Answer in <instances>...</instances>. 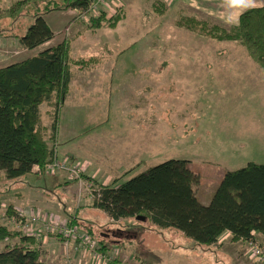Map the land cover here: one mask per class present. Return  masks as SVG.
<instances>
[{
	"label": "crops",
	"instance_id": "0c3cea01",
	"mask_svg": "<svg viewBox=\"0 0 264 264\" xmlns=\"http://www.w3.org/2000/svg\"><path fill=\"white\" fill-rule=\"evenodd\" d=\"M39 1L41 0H0V13L4 16L3 19L9 18L8 22H6L8 18L5 20L4 26L0 22V30H7L6 32L9 33L0 38L2 50L5 53L14 50L15 56L20 55V58L0 67L24 61L37 55L44 49L66 41L69 45V51L70 44L72 43L73 48L80 52V59L88 63L87 67L79 71V74H82L81 79H84V75L87 77L85 83L89 77L98 73L101 78H112L110 85H97L96 90L98 95H100V90H103V92L105 90V95L107 93L110 96L112 95L111 86L113 89L114 83H117V79L115 78L116 73L128 75V71L120 70V68H138L137 72L144 74V79L142 80L143 86L137 85L133 87L142 89V100L136 102V100L131 99L126 103L118 102L119 100L117 99L114 100V104L117 105L114 108V113L121 117H115L111 131L107 129L103 134L101 153L100 145L97 150L96 141H89L87 144L82 142L75 144L73 141L76 138L73 139L72 136H65L59 129L57 130L55 158L58 160H69L71 165H76L80 168L84 177H90L95 182H99L100 185L106 186L113 179L121 177L125 172L134 168L130 174L123 178V180H127L128 177L132 176L136 168H138V171L143 169L144 166L141 164L151 166L152 164H160L168 160H183L190 163L191 169L197 166V164L220 166V162L216 158L217 154L209 155L201 152V131L238 132V139H233L231 135L229 137L224 136L223 157L226 164H231L244 158L245 148H243L241 141L248 136L246 133L250 132L255 138L262 136L264 124L260 121L261 119H252L251 123H249L247 117L249 115L257 116L258 114L264 116V106L259 109H225L224 111L226 112L234 111L229 117L238 116L235 120L230 118L229 123L226 120L223 123L224 120L222 118L216 119L217 110L210 108L211 101L219 90H224L227 94H231V97L238 99L264 98L263 70L249 57L242 44L238 42L217 43L219 45L227 44L225 46L229 51L242 55L240 58L229 57L217 60L215 58L184 59L179 57H164L153 59L151 57H143L145 54L147 56L152 55L153 49L148 46L144 48L145 44L157 42V39L152 42L155 33L149 32L160 30V34L163 35L173 34L175 30H181V28L173 25V21L183 16H196L198 14L205 18H212L226 27H236L239 23L229 22V16L234 10L227 6L226 0H172L165 4L167 9L162 15L153 12L152 2L154 0H119L122 5L121 17L111 31L86 30L80 21H72L75 14H73L71 8L64 11L52 10L57 8V6H62L69 2L58 4L57 0H47L49 5L42 10L37 6ZM256 4L257 6L252 9L264 7V0H256ZM27 7L34 10L23 11ZM142 8L145 9L141 10ZM11 9L13 13L10 12ZM29 11H31L32 23L27 22V26L24 27L22 24H19L18 18L24 17L25 13L29 15ZM36 16L43 18L53 33V38L33 50H27L21 47L19 39L24 35L28 27L34 23ZM11 19L13 21H10ZM233 19H235L234 16ZM116 30H124V33L119 32V36H124L125 40L128 39L124 44L125 50H130L132 47L134 50L132 53L125 52L124 54L129 53L127 56L123 54L119 57L140 59L118 60L110 58V50L117 48L116 44L119 43ZM163 30H168V32ZM145 31L147 32L145 33ZM158 41L161 47L164 46V41H166L165 51L167 52V42H170L169 38L165 37L162 39L160 37ZM170 44L172 43L170 42ZM101 53L103 55L100 57L99 54ZM153 67H159V70H152ZM105 83L104 81V85ZM243 83L245 84L239 86V84ZM106 87L108 89H105ZM84 88L87 89V84L83 86ZM115 89L118 90L119 86ZM123 89L125 88L123 87ZM128 94L134 96V93ZM120 95H123V92L118 94V96ZM202 100L206 106L202 105ZM209 114H212L214 118L206 117ZM253 120H255L254 123L252 122ZM44 126L46 125L44 124ZM210 135L214 136L213 134ZM109 136H111L110 140L107 138ZM220 167L222 168L221 176L227 171H232V168L229 166ZM194 172L197 173L195 170ZM31 173H35L34 168ZM31 173L28 175H32ZM197 174L199 177L201 176L199 173ZM47 178L50 180L55 179L54 183L52 180L51 182L55 187L61 188L62 192L67 190V185H62L63 181L66 182L65 180L67 179L65 173ZM41 192L40 189L34 192L37 195L32 199V206H48ZM73 192L77 193L76 190ZM62 196H64L63 193L60 195V198H56L55 202L57 204L60 203L65 209L68 204L63 201ZM212 197L209 195L204 203L198 201L197 197L196 199L201 205L207 206ZM76 199L77 203L81 201L79 196ZM57 204L55 207H57ZM90 205L91 202L87 207H84L88 209H80L78 212L70 214L64 220L57 213L55 215L59 216L62 221H67L70 224H74L76 221L79 223L78 226L80 224L91 226L83 219V211L93 209ZM13 208L15 212L18 210L16 205ZM29 209L30 211L23 215H29L33 211L48 213V211H41V209H33L32 207ZM107 219L109 222L114 223L108 217ZM159 230L170 231L172 229ZM172 231L179 233L175 230ZM58 237L59 243H54L52 240H55V237L51 236L47 239L44 237L43 240H35L34 247L39 251L40 261L45 264H60L59 258L53 252L54 246L51 242L55 246L57 245L56 247L59 246V252L56 248L58 256H67L69 249L66 255L61 253V240ZM229 238L230 234L225 233L218 239L216 244L205 247L212 249V247L218 246V248H215L214 254L222 258H227L225 254L229 252H232V257H236L233 252H235L237 247L242 246L243 248L244 245L246 246V242H230ZM253 239L260 244H264V237L259 233H253ZM219 251H222L223 255Z\"/></svg>",
	"mask_w": 264,
	"mask_h": 264
},
{
	"label": "trees",
	"instance_id": "16d2710c",
	"mask_svg": "<svg viewBox=\"0 0 264 264\" xmlns=\"http://www.w3.org/2000/svg\"><path fill=\"white\" fill-rule=\"evenodd\" d=\"M89 2L74 0L52 10L80 11ZM152 10L162 15L166 6L154 0ZM118 20L114 18V23ZM175 26L218 42L242 44L264 73V7L243 12L236 27L194 16L178 18ZM52 38L43 18L36 16L19 44L33 50ZM72 64L83 69L88 63L71 61L69 45L62 41L24 61L0 67V172L6 179L26 176L35 166L43 169L55 159L58 113L68 93ZM41 105L48 109V127L41 119ZM133 169L106 186L99 184L90 207L113 222L134 218L157 229L175 230L198 246L214 245L225 233L230 234V242L252 241L253 233L264 237V164L248 163L225 172L207 206L196 199L200 177L188 161L168 160L123 180ZM6 212L9 217L18 216L12 206ZM8 239L17 241L0 251V264H45L33 238L0 225V243ZM97 245L102 254L111 249L104 240Z\"/></svg>",
	"mask_w": 264,
	"mask_h": 264
},
{
	"label": "rangeland",
	"instance_id": "374dc122",
	"mask_svg": "<svg viewBox=\"0 0 264 264\" xmlns=\"http://www.w3.org/2000/svg\"><path fill=\"white\" fill-rule=\"evenodd\" d=\"M71 1L74 0H57V3L62 4L64 2L66 3ZM157 1L163 3L164 6L166 4L161 0ZM48 5L49 4L47 0H41L37 3V6L42 10L48 7ZM143 9L145 8H142L141 10ZM28 10L34 9H29L27 7L23 11L26 12ZM71 11L73 12V14H75V17L72 19V21H80L86 28V30L89 31L93 29L111 31L112 28H114V26L118 23H114V18L119 17L120 19L122 13L120 10H117L116 16L114 17H109L107 12H105L106 14L101 13L97 19L91 18L89 20V23H86L81 19L76 18V10L71 9ZM10 12L13 13L12 9ZM30 14L31 11H29V15L25 13L24 17L18 18V21H20L19 24H22L24 27L27 26V22L31 24L32 18ZM3 17L4 16L0 13V22H2V25L4 26L5 20L8 17H6L5 19H3ZM194 17H196L197 20H202L205 18L204 16L198 14H196V16ZM101 18L102 20H99ZM142 18L144 19V17ZM8 20L9 18L6 20V22H8ZM93 20H99L101 22L98 23V21L97 23H93ZM176 20L173 21V25H175ZM10 21L13 20L11 19ZM6 31L7 30H0V38H2L3 35L9 34ZM16 31L18 32V30ZM116 31V34H118L119 43L116 44L117 48L110 50V58L118 60L140 59L133 57H119L125 52L132 53L134 50L133 47L130 50H125L124 44L126 43V41H128V39L125 40L124 36H119V32L124 33V30ZM163 31L168 32V30ZM146 32L147 31H145V33ZM149 33H155L152 42L155 39H157V42L145 44L144 48L148 46L149 48L152 47L153 49L152 55L147 56V54H145L143 57H151L153 59H160L164 57H179L184 59L215 58L217 60L229 57H242V55L233 53V51H229L225 46L227 44L219 45L217 44L219 43L218 41L211 40L207 37L196 34L195 32L185 30V28H181V30H175V33L169 35L160 34V30H154ZM160 37L162 39L168 37L170 42L172 43L170 44V42H167V52L165 51L166 41H164V46L161 47L159 45L158 40H160ZM135 41H137V39H135ZM1 45L2 44L0 39V66H4L11 63L12 61H15L17 58H20V55L15 56L16 54H14V50L10 51L9 53H5V51L2 50L3 48ZM161 48H163L164 50ZM129 53L124 54V56H127ZM99 55L101 57L103 54L101 53ZM80 58V52L77 49L73 48V44L71 43L69 59L74 62L76 60H80ZM120 70L128 71V75L116 73L115 78L117 79V83H114L113 89L111 86L112 95L110 96V94L108 93L107 95H105V90L104 92L103 90H100V95H98L96 90L97 85H110L112 83V78H101L99 77L100 74L98 73L92 77H89L88 81L85 83L87 77L84 75V79H81L82 74H79L80 69L76 66H73L72 64L69 89L58 113L57 129H59L65 136H72L73 139L76 138L73 143L76 144L82 142L84 144H87L89 141L94 140L97 144V150L99 149L100 145L101 153L103 134L107 129L111 131L115 117H121L120 115L114 113V108L117 107V105L114 104V100L117 99L119 100L118 102L126 103L131 99L136 100V102L143 99L142 89L133 87L137 85L143 86L144 83L142 82V80L144 79V74L138 73V68L129 67L120 68ZM152 70H159V67H153ZM104 81L106 82L105 85ZM85 84H87V89H83V86H85ZM244 84L245 83L239 84V86H242ZM117 86H119L118 90L115 89ZM123 87L125 89H123ZM105 89H108V87H106ZM122 92L123 95L118 96V94ZM128 93H134V96H131ZM201 103L203 106H206L203 100L201 101ZM263 106L264 98L238 99L231 97V94H227L224 90H219L218 92H216L214 99L211 101L210 108L217 110V114L215 116L216 119L219 120L222 118L224 120L223 123H225V120L227 123H229L230 118L235 120L238 116L229 117L230 114L234 111L226 112L224 111L225 109H259ZM47 110L48 109L45 105H42V107H40L42 122L46 126H49L50 120L47 115ZM103 110L105 113L103 112ZM206 117H209L211 119L214 118L212 114H209ZM247 118L249 123H251L252 119L260 118V121H262V123L264 124V116L262 115H249ZM252 122L254 123L255 120H253ZM118 126H120V124H118ZM208 133L213 134L214 136L210 134L208 135ZM246 134L248 136L245 137L243 141H241L243 144V148H245L244 158L238 162L226 164L223 157L224 136L229 137L231 135L233 139H238V132L233 133L224 131H201V152L209 155L217 154L218 156L216 158L220 162L219 165L226 167L229 166L230 168H232V171L243 168L250 162L255 164H264V132L261 137L257 138H255L254 135L250 132ZM110 137L111 136L107 138L110 140ZM141 165L144 166L143 169L138 171V168H136L135 172L130 177H133L138 173L143 172L147 168L156 166L158 164H152L151 166H146L145 164ZM220 166H215L213 164H197V166L193 167L192 170H195L201 175L199 185L196 190V197L198 201L204 203V201L208 199L209 195H211V197L213 196L215 189L222 177V168ZM54 176H57V174H54L52 177ZM47 177L51 178V176H44L43 174L39 175V173H35L32 175L23 176L15 180H8L5 178L3 173L0 172V225L7 227L9 230H13V232H17V230L21 231V234L23 235L24 228L23 225L19 223V221L7 223L6 221L2 220V215L7 211V207L9 205L12 207L16 205V207L18 208L16 213L18 214L28 213L30 211L29 208L32 207L33 209L48 211V213L54 212V215L55 213H57L61 217V219L64 220L68 218L70 214L78 212L80 209H88L84 207H87L92 200V190H98L97 186L99 185V182H95L90 177H82L81 175L79 179H76L78 183L73 179H69L67 177V179L65 180L66 182L63 181L62 183V185H67V190L65 192H62L61 188L54 186L53 183L55 179H51L53 182L52 183L51 180ZM130 177H128V179ZM37 189H40L42 191L41 193H43V197H45L44 199L48 206L40 207L31 205L32 199H34V197L37 195L36 193H34ZM75 190L77 191L76 194L75 192H73ZM62 193L64 195L62 196L63 201L68 204L65 209L60 203L57 204V202H55L56 198H60V195ZM78 196L81 198V201L79 203L76 202V198ZM56 204L57 207H55ZM6 214H8V212H6ZM83 214L84 221L88 222L91 226H87L88 224H80L79 226L77 225L79 227V230L83 233H88L92 240H94L97 244L100 240H104L111 246V249L105 253V261L100 262L101 264H258V261L250 259L248 257L246 253L247 247L245 245L243 246V248L242 246L237 247L235 252H233L236 257H232V252H229L225 254L227 258H222L214 254L215 248H218V246H214L212 247V249H209L205 246H198L194 244L190 239L185 238L182 234L176 233L172 230H159L149 225L146 220L142 221L140 219L135 220L134 218H132L111 223L107 219L106 215L102 211L97 209L84 210ZM35 229H40V226L35 225L34 230ZM55 235L58 237L56 232H50L43 236H46V239L50 236L55 237V240L53 239L52 241L54 243H59V240H57V237ZM58 238L61 239L60 237ZM16 241V239H8L0 243V251L5 246L14 245ZM53 242H51V244L54 246L53 252L59 258L58 261L60 264H95L92 257L93 253L85 252L78 246L77 243L73 242L70 245L66 257H60L58 256L59 254L56 253V248L59 252V246L56 247L57 245L55 246ZM73 251H75L74 254H72ZM219 252L223 255L222 251Z\"/></svg>",
	"mask_w": 264,
	"mask_h": 264
},
{
	"label": "built area",
	"instance_id": "2783aa9c",
	"mask_svg": "<svg viewBox=\"0 0 264 264\" xmlns=\"http://www.w3.org/2000/svg\"><path fill=\"white\" fill-rule=\"evenodd\" d=\"M164 3H169L172 0H161ZM122 9L121 2L119 0H90L88 6L83 10H76V18L81 19L84 22H88L91 18L97 19L101 13L107 12L109 17L116 16V11ZM106 14V13H105ZM35 173L39 175L53 176L56 173H65L70 179L77 182L76 179L81 177V170L76 165H71L69 160L54 159L51 163L47 164L44 169L34 167ZM78 183V182H77ZM97 189L92 190V193ZM91 193V198H92ZM18 214V213H17ZM2 220L7 223L17 222L23 225V235L33 238L34 240L44 239L43 235L50 232H56L61 238L60 251L63 255H66L69 245L72 242L78 244L85 252L93 253L92 257L97 264L105 261V254L100 253L97 243L92 238L79 230V227L75 224H70L67 221H62L59 216L52 213H44L35 211L29 215L18 214V216H8L6 212L2 215ZM39 225L40 229H35L34 226ZM21 232V231H20ZM247 255L250 259L258 261V264H264V244H260L256 240L247 241Z\"/></svg>",
	"mask_w": 264,
	"mask_h": 264
},
{
	"label": "clouds",
	"instance_id": "9594fccd",
	"mask_svg": "<svg viewBox=\"0 0 264 264\" xmlns=\"http://www.w3.org/2000/svg\"><path fill=\"white\" fill-rule=\"evenodd\" d=\"M227 6L234 10L229 16V22L238 24L239 16L243 14L244 11L250 10L257 6L256 0H226ZM233 16L235 19H233Z\"/></svg>",
	"mask_w": 264,
	"mask_h": 264
},
{
	"label": "bare ground",
	"instance_id": "6f19581e",
	"mask_svg": "<svg viewBox=\"0 0 264 264\" xmlns=\"http://www.w3.org/2000/svg\"><path fill=\"white\" fill-rule=\"evenodd\" d=\"M56 174H58V173H56ZM82 175V174H81ZM82 177H84L83 175H82Z\"/></svg>",
	"mask_w": 264,
	"mask_h": 264
}]
</instances>
